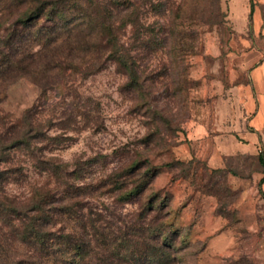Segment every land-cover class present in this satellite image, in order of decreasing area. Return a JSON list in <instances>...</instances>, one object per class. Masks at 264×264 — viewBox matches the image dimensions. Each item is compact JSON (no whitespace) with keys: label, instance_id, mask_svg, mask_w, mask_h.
<instances>
[{"label":"rangeland","instance_id":"1","mask_svg":"<svg viewBox=\"0 0 264 264\" xmlns=\"http://www.w3.org/2000/svg\"><path fill=\"white\" fill-rule=\"evenodd\" d=\"M134 1L140 4L142 24L171 19L175 31L183 24L191 35L187 65L192 84L181 94L185 104L179 107L172 96L177 68L170 66L169 52L138 41V28L128 27L122 33L153 106L177 129L169 131L168 123H160L165 138L162 145L146 142L152 114L138 106L142 99L126 89L128 77L114 61L107 60L100 67L96 56L84 58L75 36L51 45L45 38L40 46L37 32L49 23L20 24L24 13L35 6L33 0H0V51L37 55L34 73L18 75L17 67L5 83L0 80V89L7 88L0 94V118L14 121L27 110L38 109L51 139L45 152L68 164L70 170H84L78 181L81 185L97 188L139 153L155 174L152 191L135 203H124L118 200L120 192L99 189L87 197L83 212H100L117 228L138 221L143 204L152 192L158 193L156 205L167 204L163 211L167 217L163 215L161 222H169L175 230L168 249L176 261L173 264H264V195L259 179L264 173L260 160L263 141L255 154H230L222 158V167H211L216 141L211 135H194L193 131L194 124L211 123V98L221 95V91L212 90L214 81L227 89L250 82L248 74L259 61L253 52H264V0H172V11L155 9L151 0ZM163 2L167 0H153L157 5ZM243 5L249 13L254 9L252 17L247 13L246 25H241ZM75 16L68 11L58 21L64 25ZM54 58L64 62L63 69L53 64L49 67ZM223 142L232 145L226 138ZM14 163L31 165L26 157L16 158ZM28 190L27 183L9 188L18 196ZM65 227L68 229L69 223ZM217 238L220 243L211 248ZM15 250L25 251L21 246Z\"/></svg>","mask_w":264,"mask_h":264},{"label":"trees","instance_id":"2","mask_svg":"<svg viewBox=\"0 0 264 264\" xmlns=\"http://www.w3.org/2000/svg\"><path fill=\"white\" fill-rule=\"evenodd\" d=\"M33 2L35 6L24 13L20 24L30 27L35 22L49 23L47 26L41 25L37 32L36 41H39L40 46L44 45L42 39L45 38H48L47 45H51L61 38L71 40L75 36L77 47L84 58L96 56L100 67L105 61L112 60L128 77L126 89L137 95V99L140 97L142 101L138 106L152 114L147 143L159 146L165 141L160 128L162 121L169 124V131L177 130L172 129V122L153 106L151 93L140 75L136 60L125 46L122 33L128 27L138 28V41L152 46L153 50L163 48L169 52L170 66L177 68L172 96L176 97L175 104L182 107L185 100L181 94L188 92L192 84L187 65L191 35L183 24L176 31L171 19L167 23L142 24L141 7L134 0ZM150 3L155 9L161 7L168 11H172L171 6H175L172 0L159 5L153 3V0ZM177 9L182 10L180 6ZM68 11L76 16L73 22L61 25L58 18L64 17ZM253 12L252 8L251 17ZM169 35L175 38L169 39ZM36 56L18 50L8 53L0 51L2 83L12 73H16L17 67L18 75L34 73ZM63 63L54 58L48 65L63 69ZM69 65H72L71 61ZM6 89H0V94L5 93ZM168 91H171L170 87ZM50 141L36 108L27 110L23 117L14 121L0 118V264L176 262L168 250L173 245L175 230L169 222H161L167 204L162 207L156 205L158 193L152 192L151 198L143 204L138 221L123 223V226L117 228L114 221L100 212L92 209L87 214L83 212L87 197L99 189L104 188L111 193L120 192L118 200L124 203H135L138 198L152 191L155 174L139 153L97 188H93L90 184L81 185L78 182L83 178L84 170H70L68 164L45 152ZM20 157L28 158L31 165L25 167L14 163ZM261 161L264 163L262 155ZM31 176L34 177L33 181H29ZM20 183H27L29 189L24 196L9 191L11 186ZM66 223H69L68 229ZM120 239L121 242L118 241ZM15 246H21L25 251L19 252Z\"/></svg>","mask_w":264,"mask_h":264},{"label":"crops","instance_id":"3","mask_svg":"<svg viewBox=\"0 0 264 264\" xmlns=\"http://www.w3.org/2000/svg\"><path fill=\"white\" fill-rule=\"evenodd\" d=\"M242 8L244 19L241 25L243 23L246 25L249 9L244 5ZM234 12L235 10L231 12L233 22L236 21ZM251 13L252 7L250 8V17ZM253 55L259 61L248 74L250 82L236 83L227 89L222 82L214 81L215 86L212 87V90L221 91V95H214L211 98V123L194 124V135H211L216 141L214 148L216 155L211 160V167H222V158L230 154H238L239 156L255 154L262 141L264 143V138L261 139V134L264 135V52H253ZM224 138L232 145L225 144ZM259 179L261 182L260 189L264 195V173H261ZM220 241V238L214 239L211 248H217L216 246Z\"/></svg>","mask_w":264,"mask_h":264}]
</instances>
